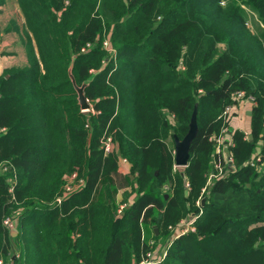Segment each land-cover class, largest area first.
<instances>
[{
	"label": "trees",
	"instance_id": "1",
	"mask_svg": "<svg viewBox=\"0 0 264 264\" xmlns=\"http://www.w3.org/2000/svg\"><path fill=\"white\" fill-rule=\"evenodd\" d=\"M17 4L28 62L0 75L3 264L138 263L151 236L200 209L160 264H264V0ZM245 6L263 26H247ZM237 91L253 98L250 135L233 131L229 162L215 140ZM196 106L188 165L175 167ZM105 134L118 148L107 156ZM73 173L83 185L65 196ZM127 186L135 197L117 214Z\"/></svg>",
	"mask_w": 264,
	"mask_h": 264
},
{
	"label": "rangeland",
	"instance_id": "2",
	"mask_svg": "<svg viewBox=\"0 0 264 264\" xmlns=\"http://www.w3.org/2000/svg\"><path fill=\"white\" fill-rule=\"evenodd\" d=\"M17 1V0H16ZM246 7V6H245ZM19 8V7H18ZM246 9H247V14H248V19H247V26L250 28V29H252V30H255L257 27V25H256V23H258L259 24V26L261 25V26H263L260 22H259V20H258V18L256 17V15H254V14H252V12H251V10L248 8V7H246ZM20 10V9H19ZM10 24L11 25H13V27H14V25L15 26H22V25H24V18H23V15H22V13L20 12V17L18 16L17 17V20L16 19H14V20H12V21H10ZM20 24V25H19ZM22 24V25H21ZM107 45H108V43H107ZM106 45V46H107ZM13 46V44H11V45H7V48L8 49H15V47H12ZM15 52V51H14ZM25 58H26V61L28 62V60H27V54H26V52L24 51L23 52V55H22V53L21 52H18L17 51V54L15 55V61L19 64V63H21V64H24L23 66H25V65H27V62L25 63ZM21 59H23V63L21 62L22 60ZM14 63V62H13ZM19 65H14V66H10V67H18ZM7 68H9V67H7ZM241 93H243V95H241L240 96V94ZM236 96H237V98H236ZM235 98H236V103L234 104V105H231V106H228L227 108H229V110H228V112L227 113H225L226 112V110H227V108L225 109V116H226V121H227V127H225L223 130H222V134H226L227 136H225V139H227L230 143L232 142L231 140H232V136H233V131L234 130H241V131H243L244 132V134H245V137H247V136H249L250 135V121H251V117H250V111H251V108H252V106H253V98L251 97V96H246V94L244 93V91H237L236 92V94H235ZM88 101V100H87ZM88 108H84V109H82V112H84V113H89L90 111H91V109H90V106H91V104L88 102ZM249 113V114H248ZM4 132H6V130L4 131ZM112 137V136H111ZM229 138L231 139V140H229ZM105 139V138H104ZM103 139V140H104ZM114 141V140H113ZM115 143V141L113 142V144ZM233 143V142H232ZM217 146H216V151H218V149H220L221 148V146H220V144H216ZM101 146V145H100ZM115 146H116V151H118V148H117V144L115 143ZM227 153H228V150L226 149L225 150ZM259 154V153H258ZM260 156V155H259ZM174 166H175V164H174ZM223 166L224 165H221V166H219V165H216V163L214 164V167H213V169L214 170H218V173L217 174H224L223 173ZM176 167V166H175ZM129 174H130V172H128ZM127 173V174H128ZM216 174V175H217ZM215 174H214V172L212 171V173H211V175H210V177H209V180H208V184H211L213 181V179L215 178V176H216ZM73 179H75V178H72V177H70V178H68L67 179V186L68 187H70V186H72L71 187V190H69V191H75V190H78L79 188H81L82 187V181H83V179H78V180H74V181H72ZM69 180V181H68ZM188 183V182H187ZM187 183H186V185H187ZM207 184V185H208ZM165 187H167V186H165ZM189 188V187H188ZM68 192V191H67ZM131 196H133V195H129V193H127V194H125V195H123V197L122 198H118V196H116V198H117V201L119 202V206H118V209H117V214H121V211L124 209H120V206L121 205H125L126 206V204L128 203V201L130 200V199H134V197L135 196H133V197H131ZM122 200H125V201H122ZM196 205L197 206H201V205H203V200L202 199H198V201L196 202ZM191 215V214H190ZM190 215H188V216H190ZM187 216V217H188ZM184 218H186V217H184ZM184 218H182V219H184ZM182 219H180V221L182 220ZM179 221V222H180ZM179 222H177L176 224H178ZM175 224V225H176ZM175 225H172V226H175ZM172 228L173 227H171V226H169V228H168V234H167V236H165L164 238H162V239H158V240H156L155 238H153L152 236H151V239L149 240V244H150V246H151V249H149V251L148 252H153V251H156V250H158L159 248H160V246H161V244H163L167 239H168V237L171 235V233H172ZM19 255V253L17 252V254H16V256H18ZM0 260H2L3 261V259L0 257Z\"/></svg>",
	"mask_w": 264,
	"mask_h": 264
},
{
	"label": "built area",
	"instance_id": "3",
	"mask_svg": "<svg viewBox=\"0 0 264 264\" xmlns=\"http://www.w3.org/2000/svg\"><path fill=\"white\" fill-rule=\"evenodd\" d=\"M105 45H107V42L104 43ZM243 95V93L240 94V96ZM237 98V96H236ZM229 110V108H227L226 112L227 113ZM6 130V128H0V133L4 132ZM223 133V132H222ZM220 134L216 140L215 143L216 144H220L221 148L218 149V151H216L220 157H222L224 159V161H232V156L231 154L227 153L225 150L227 149L226 146H224L225 144H229V145H233V141L229 138V140H231L232 142L230 143L227 139H225V136H227L225 133L224 134ZM105 138V139H104ZM104 139V140H103ZM113 138L108 135L105 134L102 138H101V148L103 149L104 155L107 156L109 154L112 153H116V146L115 143L113 144ZM228 150V149H227ZM216 165L221 166V160L219 159V161H215ZM119 164H129V161L124 158V157H120L119 158ZM75 178L72 181L76 180V173L71 174L68 178ZM69 181V180H68ZM83 182V181H82ZM68 183V182H67ZM83 185V183H82ZM66 186V191H65V196H67L71 191V187H68L67 184ZM186 187H189V184L187 183ZM68 191V192H67ZM62 201V197L57 199V202L60 203ZM125 207V205H121L120 209H123ZM122 212V211H121ZM203 210L200 209L198 213H193L190 216L182 219L178 224H176L175 226H171L172 228V233L171 235L168 237V239L161 244L160 248L156 251L153 252H148L145 257L143 258V260H141L138 263H133V264H160L168 255V250L170 245L172 244V242L179 238L180 236L187 234L191 231H194L196 229V224L197 221L199 219V217L201 216ZM6 224H10V219H6L5 220ZM0 264H3V261L0 260Z\"/></svg>",
	"mask_w": 264,
	"mask_h": 264
},
{
	"label": "crops",
	"instance_id": "4",
	"mask_svg": "<svg viewBox=\"0 0 264 264\" xmlns=\"http://www.w3.org/2000/svg\"><path fill=\"white\" fill-rule=\"evenodd\" d=\"M18 16L20 17V10L18 8L16 0H7V2L0 8V75L4 72L5 69H7V67L11 68L10 66L14 65H24L21 63L18 64L15 61V55L17 54V51L21 52L22 55L25 51L22 44V32H19L16 27H13V25L10 24V21L14 19L17 20ZM11 44H13L12 47H15V49L12 50L7 48V45ZM21 60V62L23 63V59ZM26 62L27 61L25 58V63ZM118 172L122 177L128 176V172H130V164H119ZM131 192L132 191L130 186L123 187L119 189V191L117 192V196L118 198H122L123 195L127 193H129V195L135 196L134 194H131ZM131 201L132 199H130L128 202Z\"/></svg>",
	"mask_w": 264,
	"mask_h": 264
},
{
	"label": "water",
	"instance_id": "5",
	"mask_svg": "<svg viewBox=\"0 0 264 264\" xmlns=\"http://www.w3.org/2000/svg\"><path fill=\"white\" fill-rule=\"evenodd\" d=\"M75 86L78 90L81 107L83 109L88 108L89 106L88 101L84 95V86L82 87H78L77 85ZM197 133H198V121H197V106H196L190 119L189 130L187 134L182 139H180L177 135L174 136V143H175L174 161L176 167H186L188 165L190 159L191 144L193 139L197 136Z\"/></svg>",
	"mask_w": 264,
	"mask_h": 264
}]
</instances>
